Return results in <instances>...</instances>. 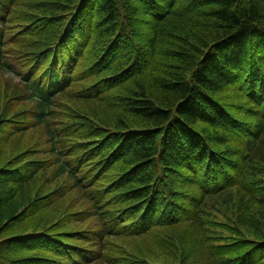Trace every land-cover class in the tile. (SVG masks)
Returning <instances> with one entry per match:
<instances>
[{"label": "trees", "instance_id": "16d2710c", "mask_svg": "<svg viewBox=\"0 0 264 264\" xmlns=\"http://www.w3.org/2000/svg\"><path fill=\"white\" fill-rule=\"evenodd\" d=\"M0 264H264V0H0Z\"/></svg>", "mask_w": 264, "mask_h": 264}, {"label": "rangeland", "instance_id": "374dc122", "mask_svg": "<svg viewBox=\"0 0 264 264\" xmlns=\"http://www.w3.org/2000/svg\"><path fill=\"white\" fill-rule=\"evenodd\" d=\"M16 79H17V78H16ZM16 79H15V80H16Z\"/></svg>", "mask_w": 264, "mask_h": 264}]
</instances>
